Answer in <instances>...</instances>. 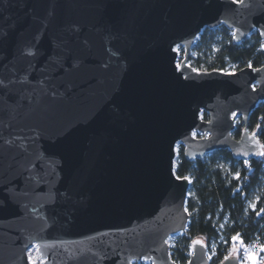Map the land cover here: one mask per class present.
Wrapping results in <instances>:
<instances>
[{"label": "water", "instance_id": "obj_1", "mask_svg": "<svg viewBox=\"0 0 264 264\" xmlns=\"http://www.w3.org/2000/svg\"><path fill=\"white\" fill-rule=\"evenodd\" d=\"M220 25L264 45V0H0V264H29L32 245L39 264H176L167 239L186 233L190 184L177 143L189 160L264 152L247 127L264 64L188 63ZM186 264H209L203 239Z\"/></svg>", "mask_w": 264, "mask_h": 264}, {"label": "trees", "instance_id": "obj_2", "mask_svg": "<svg viewBox=\"0 0 264 264\" xmlns=\"http://www.w3.org/2000/svg\"><path fill=\"white\" fill-rule=\"evenodd\" d=\"M261 45L262 40L256 30L237 43L233 40L232 31L224 25L204 28L190 49L188 62L199 70L227 71L230 64L238 70L249 62L257 68L264 64ZM182 54L183 49L179 60ZM241 127L238 124L233 130L234 137H239ZM247 127L258 131L264 145V100L249 114ZM175 173L190 179L191 192L186 199L189 215L186 233L176 239L170 251L176 264H186L194 238H201L207 244L209 264H219L234 250L239 257L243 246L264 243V212H261L264 209V155L237 160L229 150L217 149L210 152L208 160H189L180 144L175 156ZM237 173L239 179L236 178ZM258 186L257 200L253 207L248 208L249 195ZM233 236H238V240L233 241ZM212 241L214 248L210 246Z\"/></svg>", "mask_w": 264, "mask_h": 264}, {"label": "rangeland", "instance_id": "obj_3", "mask_svg": "<svg viewBox=\"0 0 264 264\" xmlns=\"http://www.w3.org/2000/svg\"><path fill=\"white\" fill-rule=\"evenodd\" d=\"M177 48V47H176ZM183 49V47L181 45H179V53H178V59H177V63H179V56H180V51ZM189 63V62H188ZM195 70H199V69H196L194 68ZM228 69L230 70H237L235 65H232L230 64ZM200 117L202 119H207V113L205 111H202L200 113ZM238 124H241V121H240V117L237 115L235 117V128L238 126ZM242 125V124H241ZM194 133H196V136L197 137H202L204 136V133H201L199 131H195ZM179 145L180 143H177V145L175 146V154H177V150L179 149ZM210 157V152L206 153L203 158L205 160H208ZM188 178V177H187ZM189 179V178H188ZM189 182H190V179H189ZM190 187V186H189ZM190 188H188L187 190V196H186V199L188 197H190L191 195V192L189 190ZM258 191H259V186L256 187L255 189L252 190V192L250 193L249 195V198L246 202V205L248 208H251L254 206V203L256 202L257 200V196H258ZM222 225L220 224L218 226L219 230L221 229ZM181 235V233H175V234H171L168 239H167V243L169 245V249L171 251V247H173L174 245V242L176 241V239ZM238 240V239H237ZM236 240V241H237ZM211 248H214L215 246V243L212 241L211 242ZM261 246H264V243L262 245H257V244H253V245H248V246H243L242 249H241V253L239 254V259H240V264H253V261H250V260H247V255L248 254H252L255 256V264H264V250H261ZM28 251V254L31 253V255L34 257V258H37V264H39V258H38V253L37 251L35 250V248L32 246L29 247V249L27 250ZM236 254V250L233 251V254ZM207 257L208 259L210 258V254L209 252L207 251ZM148 262L145 261V260H141V261H134L133 263L131 264H147Z\"/></svg>", "mask_w": 264, "mask_h": 264}, {"label": "snow or ice", "instance_id": "obj_4", "mask_svg": "<svg viewBox=\"0 0 264 264\" xmlns=\"http://www.w3.org/2000/svg\"><path fill=\"white\" fill-rule=\"evenodd\" d=\"M236 2H240V0H236ZM261 35H264V32H261L260 33ZM236 38V33L233 32V39ZM262 48H264V45H261ZM176 51H179V46H177L176 48ZM249 68L252 67V64L251 62L248 63L247 65ZM225 75H234L235 72H229V73H224ZM0 86H3V81L0 80ZM255 86H253V91H255ZM235 113H233V117H235ZM193 136L195 137L196 136V133H193ZM208 134H204V136L202 138H207ZM261 147H264V145H262ZM261 155H264V152H261ZM237 179H239V173H237V176H236ZM261 212H264V209H261ZM239 237L238 236H233L232 239L233 241H236ZM194 244L196 243H200L199 241H194L193 242ZM33 247L35 248V250L37 252L40 251V246L39 245H33ZM261 250H264V246H261ZM43 256V254L41 253V257ZM225 259H228V257L226 256ZM28 260H29V264H37V258H34L31 253H29L28 255ZM247 260H250V261H253V264H255V256L252 255V254H248L247 255Z\"/></svg>", "mask_w": 264, "mask_h": 264}]
</instances>
